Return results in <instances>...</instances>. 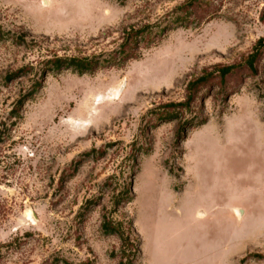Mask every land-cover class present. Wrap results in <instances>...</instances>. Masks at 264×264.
<instances>
[{"label":"rangeland","instance_id":"obj_1","mask_svg":"<svg viewBox=\"0 0 264 264\" xmlns=\"http://www.w3.org/2000/svg\"><path fill=\"white\" fill-rule=\"evenodd\" d=\"M211 2L0 0V264H264V0Z\"/></svg>","mask_w":264,"mask_h":264},{"label":"trees","instance_id":"obj_2","mask_svg":"<svg viewBox=\"0 0 264 264\" xmlns=\"http://www.w3.org/2000/svg\"><path fill=\"white\" fill-rule=\"evenodd\" d=\"M184 7L188 11H196V13H201L202 17L208 18L212 7V2L211 0H187V3L184 5ZM262 19H264V13ZM263 55L264 38H261L257 41L252 53L245 58L244 63L240 66L247 70L250 74L256 75L258 73V63ZM238 67L239 66L237 65L218 66L214 69L213 72H205L202 77L191 81L187 88V101L185 104H183V106L189 107L195 101L196 96L201 93V89L206 83H208L211 77H219L221 80L220 85L223 86L226 82L227 77L231 75ZM50 69V72L61 71L63 69H73L78 74L84 75L86 73L93 72L94 65L88 60H82L77 58H57L55 60H51Z\"/></svg>","mask_w":264,"mask_h":264},{"label":"bare ground","instance_id":"obj_3","mask_svg":"<svg viewBox=\"0 0 264 264\" xmlns=\"http://www.w3.org/2000/svg\"><path fill=\"white\" fill-rule=\"evenodd\" d=\"M237 213H238L239 216H241V214H242L241 211H238V210H237Z\"/></svg>","mask_w":264,"mask_h":264}]
</instances>
